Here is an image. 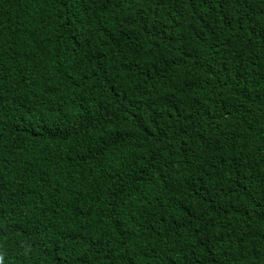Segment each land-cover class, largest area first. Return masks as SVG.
Wrapping results in <instances>:
<instances>
[{
  "label": "trees",
  "instance_id": "trees-1",
  "mask_svg": "<svg viewBox=\"0 0 264 264\" xmlns=\"http://www.w3.org/2000/svg\"><path fill=\"white\" fill-rule=\"evenodd\" d=\"M0 264H264V0H0Z\"/></svg>",
  "mask_w": 264,
  "mask_h": 264
}]
</instances>
